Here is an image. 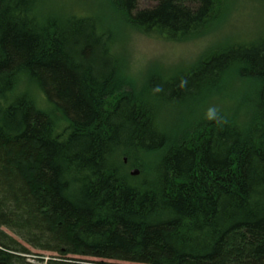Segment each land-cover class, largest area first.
I'll return each instance as SVG.
<instances>
[{
    "label": "trees",
    "instance_id": "obj_1",
    "mask_svg": "<svg viewBox=\"0 0 264 264\" xmlns=\"http://www.w3.org/2000/svg\"><path fill=\"white\" fill-rule=\"evenodd\" d=\"M107 1L116 27L166 41L227 4ZM41 5L0 0V261L264 264V36L136 81L113 25Z\"/></svg>",
    "mask_w": 264,
    "mask_h": 264
},
{
    "label": "rangeland",
    "instance_id": "obj_2",
    "mask_svg": "<svg viewBox=\"0 0 264 264\" xmlns=\"http://www.w3.org/2000/svg\"><path fill=\"white\" fill-rule=\"evenodd\" d=\"M226 1L227 4L223 5V8L226 9L222 14L220 13L219 20L216 17L217 21L210 32L201 37L184 41H166L155 36L150 37L128 25L124 20L121 21V26L116 27L118 19H109L111 9L107 0H42L41 10L44 15L53 16L66 13L65 9L67 8H73L79 12L97 15L105 24L113 25L111 28L115 32V39L118 40L115 50L116 52L124 50L129 58L130 72L137 77L135 80L139 81L147 74L148 66L152 64H157L166 71H172L181 66L188 68L193 66L203 54L210 52L217 43L222 42L225 45L227 40L252 42L264 36V0ZM137 3L138 9H144L153 7L157 2L155 0H137ZM239 91H242L241 94H243L245 91L250 93L253 89L248 84L247 88L243 86ZM236 94L238 97V92ZM246 95L244 94L242 98ZM232 96L237 98L233 94ZM193 100L189 101L190 104L195 103ZM211 105L214 106V103ZM195 109L196 112H205L206 110L204 103L196 106ZM181 116L180 112L174 114L171 117V122H175ZM125 163L127 164V160ZM134 168L141 169L139 166L133 165L129 171ZM141 171L139 175L132 177H143ZM43 253L49 255L46 252ZM28 259L35 264L39 263L31 257Z\"/></svg>",
    "mask_w": 264,
    "mask_h": 264
},
{
    "label": "bare ground",
    "instance_id": "obj_3",
    "mask_svg": "<svg viewBox=\"0 0 264 264\" xmlns=\"http://www.w3.org/2000/svg\"><path fill=\"white\" fill-rule=\"evenodd\" d=\"M125 160H127V158H125ZM133 170H138L139 173H140V170H139V169L134 168V169H131V171H130V175H132V176H137V175H139V173H138V174H133V173H132ZM0 264H8V263H7V262H4V261H0Z\"/></svg>",
    "mask_w": 264,
    "mask_h": 264
},
{
    "label": "water",
    "instance_id": "obj_4",
    "mask_svg": "<svg viewBox=\"0 0 264 264\" xmlns=\"http://www.w3.org/2000/svg\"><path fill=\"white\" fill-rule=\"evenodd\" d=\"M132 173H133V174H138L139 171H138V170H133Z\"/></svg>",
    "mask_w": 264,
    "mask_h": 264
}]
</instances>
